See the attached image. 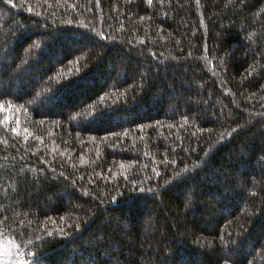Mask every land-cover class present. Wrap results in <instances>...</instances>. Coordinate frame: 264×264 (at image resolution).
<instances>
[{"label":"trees","instance_id":"trees-1","mask_svg":"<svg viewBox=\"0 0 264 264\" xmlns=\"http://www.w3.org/2000/svg\"><path fill=\"white\" fill-rule=\"evenodd\" d=\"M0 106L25 264H264V0H0Z\"/></svg>","mask_w":264,"mask_h":264},{"label":"rangeland","instance_id":"rangeland-1","mask_svg":"<svg viewBox=\"0 0 264 264\" xmlns=\"http://www.w3.org/2000/svg\"><path fill=\"white\" fill-rule=\"evenodd\" d=\"M0 263L1 264H25L22 257L16 252L13 245L0 239Z\"/></svg>","mask_w":264,"mask_h":264},{"label":"snow or ice","instance_id":"snow-or-ice-1","mask_svg":"<svg viewBox=\"0 0 264 264\" xmlns=\"http://www.w3.org/2000/svg\"><path fill=\"white\" fill-rule=\"evenodd\" d=\"M2 107V106H0ZM102 116H99V115H96L95 113L92 115V117L90 118L89 120V123H93V122H96L98 121L99 119H101ZM13 131H15V129H13Z\"/></svg>","mask_w":264,"mask_h":264}]
</instances>
